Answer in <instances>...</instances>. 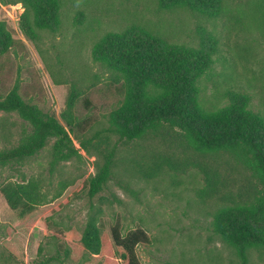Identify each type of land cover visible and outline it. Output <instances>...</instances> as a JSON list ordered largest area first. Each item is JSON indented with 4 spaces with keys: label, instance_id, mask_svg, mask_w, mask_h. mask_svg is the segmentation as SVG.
<instances>
[{
    "label": "rangeland",
    "instance_id": "rangeland-1",
    "mask_svg": "<svg viewBox=\"0 0 264 264\" xmlns=\"http://www.w3.org/2000/svg\"><path fill=\"white\" fill-rule=\"evenodd\" d=\"M216 5L218 15L159 0H61L57 28L33 27L32 36L21 26L24 3L0 0V22L18 41L0 56V99L14 93L64 126L76 147L88 141L78 158L52 166L54 138H48L22 164L0 169V185L37 180L49 201L63 186L74 192L93 179L116 147L112 175L92 198L76 194L58 211L34 213L20 224L0 193V264H102L99 239L114 226L123 235L145 232L136 247L139 264H242L212 227L229 201L214 199L206 187L212 174L216 195L225 192L222 185L246 192V173L227 156L200 154L184 142L124 143L107 133L127 89L118 72L92 56L104 35L128 29L162 44L214 47L210 70L196 82L199 107L214 112L237 101L264 120V0ZM24 129L30 127L16 113L0 112V151L16 146ZM66 239L87 247L75 257ZM7 244L16 247L17 260ZM247 264H264V249L250 250Z\"/></svg>",
    "mask_w": 264,
    "mask_h": 264
},
{
    "label": "trees",
    "instance_id": "trees-1",
    "mask_svg": "<svg viewBox=\"0 0 264 264\" xmlns=\"http://www.w3.org/2000/svg\"><path fill=\"white\" fill-rule=\"evenodd\" d=\"M21 1L28 10L21 18L22 29L28 35H35L33 27L52 31L57 28L61 0ZM220 1L159 0V3L167 8L187 7L202 14L218 15L216 3ZM17 45L8 23L0 22V56ZM213 49L162 44L146 32L128 29L104 35L92 56L95 62L118 72L127 89L123 105L108 120L107 133L117 135L118 141L124 143H140L148 138L160 139L168 146L184 142L200 154L227 156L232 165L246 173V192L241 193L239 188L236 193L222 185L225 192L216 195L218 184L212 174L207 177L206 189L214 199L229 201V207L214 216L213 231L237 252L242 264H247L250 250L264 249V120L237 101L214 112H204L199 107L196 82L210 70ZM0 112L16 113L30 127L22 131L16 146L0 151V169L22 164L48 138H54L52 166L78 158L79 151L87 147L88 141L76 147L64 126L14 93L0 99ZM115 154L114 146L93 179L80 184L74 192L70 186H63L49 201L37 180L2 184L0 193L23 224L34 213L58 211L62 203L76 194L86 193L90 198L97 195L112 175ZM10 231L7 228L5 233ZM66 241L75 257L87 247ZM99 241L102 264H139L136 247L146 241V234L136 229L123 235L114 226L110 237L102 236ZM4 249L18 259L14 245H4Z\"/></svg>",
    "mask_w": 264,
    "mask_h": 264
}]
</instances>
